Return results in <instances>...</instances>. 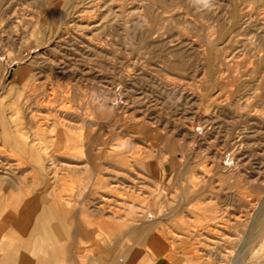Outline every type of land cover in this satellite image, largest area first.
<instances>
[{
    "label": "rangeland",
    "instance_id": "374dc122",
    "mask_svg": "<svg viewBox=\"0 0 264 264\" xmlns=\"http://www.w3.org/2000/svg\"><path fill=\"white\" fill-rule=\"evenodd\" d=\"M1 123L17 176L49 152L81 172L59 197L117 223L59 264H264V0H0Z\"/></svg>",
    "mask_w": 264,
    "mask_h": 264
},
{
    "label": "bare ground",
    "instance_id": "6f19581e",
    "mask_svg": "<svg viewBox=\"0 0 264 264\" xmlns=\"http://www.w3.org/2000/svg\"><path fill=\"white\" fill-rule=\"evenodd\" d=\"M59 24V23H58ZM63 24V23H62ZM59 27H60V25H59ZM63 61V60H62ZM59 62V61H58ZM62 63V62H61ZM66 63V62H65ZM179 63V62H178ZM60 64V63H59ZM182 63H180V65H181ZM56 65H57V63H56ZM63 65V64H62ZM66 65H68V64H66ZM183 65V64H182ZM61 66V65H60ZM57 67V66H56ZM59 67V66H58ZM62 67V66H61ZM67 67V66H66ZM183 67V66H182ZM181 67V68H182ZM63 68V67H62ZM178 68V67H177ZM57 69V68H56ZM55 69V70H56ZM180 69V68H179ZM54 70V71H55ZM59 70H61V69H59ZM54 71H51V72H53L54 73ZM57 71V70H56ZM58 73H63V72H58ZM41 74H43L42 72H41ZM50 75H52V73L50 74ZM59 75V74H58ZM58 75H56V76H58ZM63 75H64V73H63ZM35 76V75H34ZM44 76V75H43ZM48 76V75H47ZM46 76V77H47ZM71 76V75H70ZM30 77V76H29ZM32 77V76H31ZM45 77V76H44ZM50 77V76H49ZM55 77V76H54ZM66 77V76H65ZM56 78V77H55ZM63 78V77H62ZM45 79V78H44ZM43 79V80H44ZM58 79V78H57ZM52 80V79H51ZM48 81H50V79L48 80ZM47 81V82H48ZM54 81V80H53ZM52 81V82H53ZM59 81H61V80H59ZM55 82V81H54ZM57 82V81H56ZM49 83V82H48ZM50 84H51V81H50ZM53 85V84H52ZM52 85H51V87H52ZM47 86V85H46ZM50 86V85H49ZM36 87V86H35ZM34 87V90L33 91H40V90H42V89H38V90H35L36 88ZM42 87V86H41ZM59 88H62V87H59ZM47 89V88H46ZM48 89H54L55 90V92H54V90L52 91V93H49L48 92V94L46 95V94H44V95H46L45 97L43 96L42 98H44V100L45 101H47L52 107H53V102L55 101V98H56V96H57V88L55 87V88H48ZM23 90H26V89H23ZM21 91V92H24V91ZM60 90V89H59ZM58 90V91H59ZM61 92V91H60ZM66 92V91H65ZM34 93V92H33ZM33 93H31V95L33 94ZM63 93V92H62ZM37 94V93H36ZM35 94V95H36ZM56 94V95H55ZM58 94L60 95V93L58 92ZM72 94V93H71ZM62 95V94H61ZM20 96V95H19ZM23 96H26L25 94L23 95ZM29 97H31V96H29ZM58 97V96H57ZM33 98V97H32ZM39 98V97H38ZM38 98H36V100L38 99ZM58 99H59V97H58ZM71 99V98H70ZM69 99V100H70ZM30 100V99H29ZM28 100V101H29ZM33 100H35L34 98H33ZM44 101V102H45ZM57 102H59V101H57ZM79 103V102H78ZM38 104V103H37ZM49 104H47V107H49L48 105ZM57 104V103H56ZM70 104V103H69ZM54 105H55V102H54ZM63 106H64V104H63ZM63 106H61L60 108H62ZM66 107V106H65ZM64 107V108H65ZM67 107H69V106H67ZM66 107V108H67ZM71 107V106H70ZM73 107V106H72ZM54 108V107H53ZM65 108V109H66ZM71 108H69L68 110H70ZM73 109H74V107H73ZM49 110V109H48ZM72 110V109H71ZM77 110V109H76ZM56 111V110H55ZM62 111V110H61ZM63 111H65L64 109H63ZM32 112V111H31ZM36 112V111H35ZM34 112V113H35ZM51 112H53V110L51 111ZM58 112H59V110H58ZM71 112V111H70ZM59 113H61V112H59ZM33 114V113H32ZM72 114H73V117H74V113L72 112ZM71 114V115H72ZM2 115V114H1ZM82 115V114H81ZM34 117V115H30V117ZM58 116H60L59 118H60V120H66L67 118L66 117H64V115L63 116H61V115H58ZM57 116V117H58ZM70 116V115H69ZM6 117H7V115H6ZM32 117V118H33ZM35 117H36V114H35ZM38 118H39V116H37ZM43 117V116H42ZM41 117V115H40V119L42 118ZM50 117V116H49ZM48 117V118H49ZM68 117V116H67ZM72 117V116H71ZM38 118H36V119H38ZM44 118V117H43ZM42 118V119H43ZM45 118H47V117H45ZM47 118V119H48ZM66 118V119H65ZM76 118V117H75ZM79 118H81L80 116H79ZM31 119V118H30ZM34 119V129H36L37 130V134H36V137L38 136L39 138H40V134L42 135L43 133L42 132H44V131H48V130H51L52 129V132H54V131H56V128H58L57 126L58 125H56V124H53V125H46V124H43L44 123V121H43V123H42V121H40V120H36L35 121V118H33ZM41 119V120H42ZM45 120V119H44ZM56 120V119H55ZM59 120V121H60ZM68 120V119H67ZM69 120H70V118H69ZM79 120V119H78ZM31 121H33V120H31ZM45 121H47V120H45ZM150 121V120H149ZM49 122V121H48ZM74 122H75V120H74ZM8 123V122H7ZM56 123H58V120L56 121ZM70 123H71V121H70ZM76 123V122H75ZM75 123H71V124H75ZM2 124V123H1ZM14 125V124H13ZM16 125V124H15ZM63 125H65L64 123H63ZM80 125V124H79ZM11 126V125H10ZM69 126V125H68ZM67 126V127H68ZM72 126V125H71ZM71 126H69V128L71 127ZM94 126V125H93ZM1 127V129H3L2 131H3V137H4V142L5 143H7V141L5 140V139H7L8 140V132H7V128L4 126V124H2V126H0ZM18 127V126H17ZM14 128V127H13ZM20 128H22V127H20ZM77 129H78V127H76ZM81 128V127H80ZM173 128V127H172ZM19 129V128H18ZM17 129V130H18ZM61 129V128H60ZM59 129V131H61ZM71 129V128H70ZM66 130H67V128H66ZM16 131V130H15ZM23 132H24V130H22ZM22 131H21V129H20V132L22 133ZM57 131H58V129H57ZM67 131H70V130H67ZM71 131H72V129H71ZM74 131H76V130H74ZM77 131H80V130H77ZM76 131V132H77ZM17 132H19V131H17ZM57 133V132H56ZM25 134V133H24ZM54 134V133H53ZM77 134H79V132L77 133ZM83 134V133H82ZM153 134V133H152ZM11 135V134H10ZM17 135V134H16ZM28 135V134H27ZM55 135H57V134H55ZM59 135V134H58ZM61 135V134H60ZM75 135H76V133H75ZM20 136H21V134H20ZM22 136H24V135H22ZM44 136H46V135H44ZM70 136V135H69ZM82 136V135H81ZM160 136V135H159ZM49 137H51V136H49ZM56 137V136H55ZM71 137V136H70ZM76 137V136H75ZM74 137V138H75ZM78 137V136H77ZM158 137V136H157ZM11 138V137H10ZM53 138V137H52ZM72 139V140H75V139ZM91 138V137H90ZM26 139V138H25ZM29 139V138H28ZM47 138H45V140H46ZM79 139V138H78ZM120 139V138H119ZM27 140V139H26ZM31 140V139H30ZM39 140V139H38ZM41 140H42V138H41ZM67 140V139H66ZM65 140V141H66ZM24 141V140H23ZM42 141H44V139L42 140ZM47 141V140H46ZM81 141V140H80ZM9 143H10V145L15 149V150H18V149H20L21 150V147H23L22 145H21V143L18 141V140H16V139H14V140H9L8 141ZM32 142H34V145H36L35 144V142L36 141H32ZM48 142V141H47ZM51 142H53V141H51ZM50 142V143H51ZM75 142V141H74ZM39 143H42V144H44L43 142H39ZM46 143V142H45ZM56 144H57V142H55ZM54 143V144H55ZM62 143V142H61ZM61 143H59V144H61ZM70 143V142H69ZM76 143H78V141L76 142ZM24 144V143H23ZM26 142H25V146H26ZM32 144V143H31ZM30 144V145H31ZM56 144L54 145V146H56ZM58 144V145H59ZM33 145V144H32ZM31 145V146H32ZM38 145V144H37ZM41 145V144H40ZM57 145V146H58ZM66 145V144H65ZM65 145H61V146H65ZM68 145V144H67ZM67 145H66V147H67ZM70 145H72V143L70 144ZM73 145H75V144H73ZM77 146H78V144H76ZM75 145V146H76ZM4 146H6V145H4ZM30 146V147H31ZM42 146V145H41ZM52 145H50V146H48V147H51ZM3 147V146H2ZM1 147V148H2ZM43 147H45V145L43 146ZM65 147V148H66ZM79 147V146H78ZM3 148H5V147H3ZM37 148V147H36ZM8 148H6V150H7ZM54 149V148H53ZM58 149H59V146H58ZM78 149V148H77ZM134 149V148H133ZM9 150V149H8ZM7 150V151H8ZM11 150V149H10ZM9 150V151H10ZM40 150V151H39ZM138 150V149H137ZM12 151V150H11ZM14 151V150H13ZM12 151V152H13ZM34 151V150H33ZM36 153L35 154H33L32 153V151L31 152H28L29 153V163L32 165V172H31V182L30 181H28L27 179H28V177L27 176H17V173H15V171H13V166H11L9 163H7V164H9L10 166H8L7 164H6V162L4 163V160L3 161H0V212H1V214L2 215H4V216H6V220L8 221V224L6 223V225H9V224H12V225H14V227H17V228H22V227H20V225L22 224V226L23 225H27L28 223H26V221L25 220H27V219H25L24 220V218H20L19 216H22V215H29V216H31V215H33V214H39V213H41V214H43V215H47V220L46 221H48V232H49V234H50V236H52L53 237V241H55V242H57V241H62L63 239H65L66 240V238H70V237H73V232L74 231H77V233H78V236H74V237H77V240L79 239V240H85L86 238H90L88 235H86V232H87V230H89L90 228L89 227H93V226H97V225H99V226H109V225H111V224H113V225H116L117 223L116 222H111V221H104L103 220V218L102 217H100V215L99 214H95V213H89L85 208L83 209V208H81L80 210H81V213H79V211L77 212V205L76 204H72V202L70 201V200H68V199H62V197H59L60 195L58 194V190H57V188L55 187V186H57L58 187V185H59V183L61 182V178L63 177H59L57 174V167H59V170H63V171H65V172H67L69 175H70V173L71 174H79V173H81L79 170H80V168L78 167V166H75V167H72V166H70L69 164H64L61 160L62 159H56V157H54V156H50V155H48L49 154V152H48V154L45 156V159H44V157H43V155L42 154H40L41 152H42V150L41 149H39L38 148V150H36L35 151ZM45 152V151H44ZM5 153H6V151H5ZM8 153V152H7ZM53 153H55L54 151H53ZM143 153V152H142ZM16 154H18V153H16ZM55 154H57V153H55ZM13 155V154H12ZM58 155V154H57ZM21 157V156H20ZM107 157V156H106ZM22 158V157H21ZM58 158V157H57ZM100 158V157H99ZM104 159V158H103ZM102 159V161H104ZM106 159V158H105ZM117 159V158H116ZM137 159V158H136ZM148 159V158H147ZM150 159V158H149ZM22 160H23V158H22ZM21 160V161H22ZM114 160V158L112 157V159L110 158V159H106V162H108L109 164H114V163H112V162H114L113 161ZM65 161V160H64ZM27 162V161H26ZM62 162V164H60V165H57L58 163H61ZM143 162H144V160L143 161H140V160H135V159H133V161H130V163H131V167H141L142 165H143ZM25 162H23V165H25L24 164ZM66 163V162H65ZM71 163V162H70ZM89 163V162H88ZM19 165H20V162L18 163ZM118 164L119 165H122V166H126L127 165V160H126V158H123V159H121L119 162H118ZM117 165V164H116ZM21 166V165H20ZM130 167V168H131ZM143 167V166H142ZM49 168V169H48ZM135 169V168H134ZM115 170V169H114ZM61 171H59V172H61ZM94 171V170H93ZM192 171V170H191ZM30 173V172H29ZM20 174V173H19ZM111 174V173H110ZM53 175V176H52ZM62 175V174H61ZM60 175V176H61ZM68 176V175H67ZM100 180H102V179H100ZM135 181V180H134ZM184 181V180H183ZM92 182V181H91ZM146 182V181H145ZM129 183V182H128ZM106 184H107V182H106ZM147 185V184H146ZM91 186V185H90ZM115 186V185H114ZM181 186V185H180ZM183 186V185H182ZM82 189V188H81ZM93 189V188H92ZM144 189V188H143ZM178 189V188H177ZM181 189H183V188H181ZM189 191V190H188ZM143 192V191H142ZM182 192V191H181ZM190 192V191H189ZM188 192V193H189ZM161 193V192H160ZM177 193V192H176ZM185 193V192H184ZM187 193V192H186ZM185 197V196H184ZM50 198V199H49ZM246 198V197H245ZM48 199H49V201H48ZM52 199V200H51ZM50 200H51V202H50ZM146 204V203H145ZM157 204V203H156ZM250 204V203H249ZM76 205V206H75ZM97 205L98 206H100V203H99V201H98V203H97ZM158 205V204H157ZM109 206H111V205H109ZM159 206V205H158ZM87 207V206H86ZM156 207V206H155ZM101 208V207H100ZM155 209V208H154ZM173 214V213H172ZM123 215V214H122ZM128 215V214H127ZM157 216V215H156ZM32 217V216H31ZM122 217V216H121ZM13 218V219H12ZM30 218V217H29ZM34 218V217H33ZM168 219V218H167ZM14 220V221H13ZM38 220V219H37ZM1 221H3V220H1ZM164 221V220H163ZM13 222V223H12ZM39 222V221H38ZM45 222V221H44ZM218 223V222H217ZM153 224V223H152ZM213 224V223H212ZM216 224V223H215ZM42 227V226H41ZM142 228V227H141ZM15 229V228H14ZM13 229V230H14ZM22 229H25V227H23ZM123 228H119V229H117V231H120V232H122L123 230H122ZM130 229H132V228H130ZM149 229H151V227H148L147 229H140V231L139 232H136V233H130V235H129V237H131L133 240H135V239H137V238H139V236L141 235V234H143V233H146V231L147 230H149ZM211 229V228H210ZM16 230V229H15ZM26 230V229H25ZM133 230V229H132ZM138 230V229H137ZM24 231V230H23ZM45 231V230H44ZM178 231V230H177ZM19 232V231H18ZM119 232V233H120ZM180 233H181V231H179ZM195 232V231H194ZM217 232V231H216ZM62 233H63V235H64V238L62 237V236H60V234L62 235ZM119 233H117V234H119ZM192 233V232H191ZM18 234V233H17ZM20 234V233H19ZM97 234V233H96ZM179 233H177V235H178ZM207 234V233H206ZM160 235V234H159ZM10 236H12L11 234L9 235V234H7V240L9 239V241H10V239H11V237ZM49 236V237H50ZM165 236H166V234H165ZM169 236V235H168ZM184 236V235H183ZM186 236H187V232H186V234H185V237L184 238H186ZM15 237V236H14ZM47 237V236H46ZM73 237V238H74ZM86 237V238H85ZM115 237V236H114ZM180 237H182V235L180 236ZM2 238V237H1ZM123 238V237H122ZM188 238V237H187ZM190 238V237H189ZM17 238H15V240H16ZM18 239H19V237H18ZM47 239V238H46ZM50 239V238H49ZM182 239V238H181ZM22 240H24V236H23V239ZM68 240V239H67ZM42 241V240H41ZM159 239H158V236L156 235V237H155V242L153 243L154 245H157L156 243H158V244H160L159 243ZM2 242V241H1ZM13 242V241H12ZM5 243V242H4ZM13 243H15V242H13ZM43 243V242H42ZM47 243V242H46ZM45 243V244H46ZM16 244V243H15ZM48 245H50V241H48V243H47ZM52 244H53V242H52ZM55 245V244H54ZM3 246V245H2ZM16 246V245H15ZM19 246V245H18ZM47 246V245H46ZM48 247V246H47ZM54 247V246H53ZM2 248V247H1ZM0 248V249H1ZM7 248H8V246H7ZM7 248H5V249H7ZM56 248V247H55ZM62 248V247H61ZM163 249L164 250V246L163 245H159V246H157V249ZM15 249V248H14ZM17 249V248H16ZM45 249V248H44ZM48 249V248H47ZM60 250H63V249H60ZM1 251V250H0ZM4 251V250H3ZM11 251V250H10ZM43 251V250H42ZM56 251V250H55ZM32 252V251H31ZM44 252V251H43ZM165 252V251H164ZM1 253H2V251H1ZM0 253V254H1ZM34 254V253H33ZM43 255V254H42ZM48 255V254H47ZM54 255H55V253H54ZM33 256V255H32ZM1 257V256H0ZM23 257V256H22ZM58 258V257H57ZM56 258V259H57ZM22 260V259H21ZM35 261H36V259H34ZM1 261V260H0ZM41 263V262H40ZM20 264V263H19ZM35 264V263H34Z\"/></svg>",
    "mask_w": 264,
    "mask_h": 264
},
{
    "label": "crops",
    "instance_id": "0c3cea01",
    "mask_svg": "<svg viewBox=\"0 0 264 264\" xmlns=\"http://www.w3.org/2000/svg\"><path fill=\"white\" fill-rule=\"evenodd\" d=\"M51 200H50V202H51ZM79 213H81V210H79ZM31 216H29V215L19 216L21 219L24 218V220L28 218L27 220H25L26 223H28L26 226L25 225L22 226V224L20 225V227H22V228L25 227V229H26L25 230L22 228L14 227V225H12V224L6 225V223L8 224V221L6 220L7 218H6V216L2 215L0 212V248L2 247L0 249L2 251V253L0 251V253H1L0 254V256H1L0 257V260H1L0 264H19V263L20 264H34V263L35 264H59L60 262L71 259V257L67 255V249L69 247H74L77 243L83 244V243L88 242V241L80 242L79 240H76L72 237L66 238V240L63 239L62 241L55 242V241H53V237L50 236L49 232L47 231L48 230V224H49L48 221H46L47 215H43L41 213H39V214L35 213ZM1 220H3V221H1ZM7 234L12 235V236H10L11 237L10 241H9V239L7 240V238H6ZM22 235L24 236V240H23L25 242L24 244H21L19 242V239H18V237H20ZM62 237L64 238L63 233H62ZM15 238H17L18 240L17 239L15 240ZM100 238H101V236H99V239ZM124 239L129 240L127 238H124ZM12 241L15 242L16 244L13 243ZM48 241H50V245L47 244ZM94 241H90V242H94ZM52 242H53V244H52ZM7 246H8V248H7ZM5 248H7V249H5ZM60 249H63V250H60ZM54 253H55V255H54ZM146 258H144L143 264H156V262L152 258H147V259ZM34 259H36V261Z\"/></svg>",
    "mask_w": 264,
    "mask_h": 264
},
{
    "label": "clouds",
    "instance_id": "9594fccd",
    "mask_svg": "<svg viewBox=\"0 0 264 264\" xmlns=\"http://www.w3.org/2000/svg\"><path fill=\"white\" fill-rule=\"evenodd\" d=\"M210 2H211V0H201V3L204 5V7H209Z\"/></svg>",
    "mask_w": 264,
    "mask_h": 264
}]
</instances>
